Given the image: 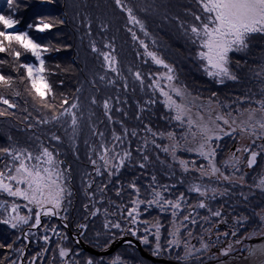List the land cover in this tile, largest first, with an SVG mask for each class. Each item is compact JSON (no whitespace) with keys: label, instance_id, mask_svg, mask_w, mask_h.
<instances>
[{"label":"trees","instance_id":"obj_1","mask_svg":"<svg viewBox=\"0 0 264 264\" xmlns=\"http://www.w3.org/2000/svg\"><path fill=\"white\" fill-rule=\"evenodd\" d=\"M121 2L127 8L132 9L133 15L143 24L144 31L147 33L149 39L145 38L139 31L137 32L135 30L136 32H131V27L125 16L127 12L117 7L115 0H51V2H48V0H15L13 5L15 9L14 18L20 21V24L17 26L19 29L28 30L27 24L36 23L40 19L53 25L51 29L43 33H37L34 30L28 31L31 36L36 38L38 43L48 49V51L43 52L44 76L52 88V94L48 95L46 99L50 104L54 105V107L49 108L43 106V103L32 89L24 68L20 67L21 64H27L33 60L30 53L25 52L17 45H13V48L20 51L21 55L19 60H16V58L9 53H0V59L7 61L6 64L0 65V75L11 77L10 85L6 86L0 84V96L7 99L9 104L14 105L11 109L0 100V112L5 113L4 115H0V148L10 147L6 146L9 140L7 141L5 137L7 134L10 135V130L14 131L13 133L16 134L22 130V127H27V123H35L39 118L44 120V114L49 116L54 115L55 112L59 114L63 107H70L72 103H77L78 106L81 107L80 109H85L86 93L92 94L94 98L97 94L95 98L97 100L96 104L103 108L104 102L101 99L98 100V95L101 93V85H103L102 83L104 80L107 81L112 77L114 89L117 88L118 90L119 87L122 93L121 97L123 98L124 104L121 106L127 104V107L119 112V116L114 115L115 107H112L110 111L108 110V114L112 113L110 116L111 120L106 118L107 115H105L104 111H98L101 122L106 121L105 125L110 127H108V130L112 132L113 124L115 126L120 125L124 128L123 131L128 133V139H125V142H127L130 137L134 138L133 142L129 140L135 155L134 167H129V165L124 168L123 171L120 170L116 172V177L111 179V187L114 188V190H106V192L100 190L99 192L101 196L104 195L107 198L109 192V199L115 201L111 204L117 207L116 211L118 214L114 210V216H111L109 212H106L104 216L105 208L101 209L103 214L97 216V219H95L94 216L91 218L93 205L94 207L99 206L103 208V206H105V201L108 203V200H105L106 197L103 198L104 203H98L95 199L98 195L95 194L92 196L94 197V201H90L88 198L89 204L87 203V205L84 206L88 208V212H85V209L81 207V203L79 206L76 199L70 205L71 210L69 214L72 218L75 221L77 218L80 219V223L78 224L82 225V223H84L86 226L85 229L88 233H85L88 234V243L84 242L96 250L107 246L114 238L120 235L123 225L117 222V219L130 222L133 226L131 217L128 215V209L133 206V201L136 200V196H138V199H142V201H149L152 195L151 191L153 190L154 192L155 187H160L159 184H161L163 178H159L160 176L153 170L152 163L156 160V157H154L155 147L153 145L159 143L162 147L164 145L166 146L164 150H168L167 143L172 140V136L170 135L172 131H176L177 128L181 129L180 127H182L183 130L189 129L186 118H183L182 121H177L174 118L176 116L175 109L166 107L163 96L158 92L159 90L153 86V80L158 79L162 88H166V84H175L192 100L201 102L204 106L206 103H209L208 105L215 107L220 115L224 116L231 113L230 108L232 107L237 110L253 109L259 107L258 101L264 100V70H257V67H255L257 63H253L255 62L254 59L255 55H257V50L261 54H264V34H251L247 38V47L245 48V56H243V58H238L234 55L229 56L228 66L232 68L233 72L231 73L236 79H231V81L225 85H220L216 81L206 77L201 69L197 67L202 62L197 56L199 51L198 44L191 41H184L182 38L183 36L181 38L177 36V34L179 35V33L184 32V30H189L192 25H197V22L194 23V18L185 20L186 27L184 28V21L179 22V15L185 16L188 14L192 16L193 9L189 12L182 0H169V2H162L161 0H150V2L146 0H121ZM194 3L197 4V0H195ZM168 4L170 5L168 6ZM156 10L168 14L167 19L164 18V20L156 21L155 15L158 13ZM0 11L5 14H12V11L8 7L7 0H0ZM162 12L159 13L164 17ZM179 24L182 26L180 27ZM133 33H135L138 41L133 40ZM140 41L144 42L149 52L155 54L156 52L159 53L160 57L163 58L160 59L173 69L171 75L174 78L172 81L166 79V76L169 75L168 70L162 65L154 63L151 57L148 56L147 61H139L141 53H143L145 57L147 56L145 48L141 46ZM93 45H95L98 51L93 52ZM105 45H109V47H105ZM104 52L115 57V68L117 71H112L111 69L106 70L104 68L106 67V62L101 55V53ZM238 60H243V63L241 61L242 64L239 63L236 67L235 63H237ZM94 64L100 65L101 69L104 68L106 70L105 72H99V69L97 72L102 73L103 75H100L106 76L108 79H100L96 83L90 80L84 67L88 66L89 72V68ZM250 65L254 66L251 67ZM144 67L147 68V70L143 75L142 69ZM254 67L255 70L249 69H254ZM137 72L141 74V80L136 79L135 73ZM147 73H149V75ZM132 77L133 79L131 80ZM135 83H140L141 86L137 88ZM77 89H79V91H77ZM80 92L84 94L81 104H79V95H82L79 94ZM134 92L145 95L146 99H149V97L151 99L153 98V106L147 104L148 107H150L148 112H141L137 115L135 106L140 100V94L137 96ZM16 93H19V95H16ZM64 97H67L69 103L62 106L61 100ZM108 102L110 103V101ZM151 107H159V110H152ZM203 108L206 111L207 107ZM210 110L211 109H208V112ZM131 112L134 113L132 117H130ZM235 113L236 112H234V114ZM162 122H165V127L162 126ZM224 128L226 129V127ZM44 133H46V131ZM37 134L39 133L34 131V135ZM117 135H120L119 131ZM120 136H122V134ZM110 137L112 138L110 139L112 146L116 147L119 141L116 142L111 133ZM16 146L18 145L16 144ZM122 147H124V145H122ZM197 147L198 146H195V150H197ZM219 148L225 149L226 146L221 144L216 146L215 152L217 156L219 154ZM91 149V156L88 158V167L91 168L90 174L91 178H93V176L97 174V169H101L96 165L99 163L98 156L102 152L99 151L98 153L95 151L96 149ZM13 151H15V149ZM225 154L226 153L221 152V155L225 156ZM189 156L190 155L185 154V152H179V154L175 153L171 157L165 156L162 161H164V163L166 162V164L162 162L161 165L157 166L162 172H166L165 168L169 165L170 168H172L173 175L171 171L169 173L172 179H176L174 176L177 174H188L187 172L189 171L185 170V160L182 166L180 159H187ZM145 157H147V159H145ZM191 157L192 156H190V158ZM8 159H10L8 155L0 153V172L4 174L8 171ZM93 160L96 161L95 165L92 163ZM138 160H140L141 164H148V166L140 168ZM135 164L137 166H135ZM183 177L187 178L186 176ZM180 178L182 177L179 176L178 179ZM193 179L194 178H188L189 181H195V179ZM180 182H182V179ZM132 184H135L136 189H138V195L136 190L130 187ZM150 188L152 190H150ZM118 190L120 192L119 195H117ZM1 197L0 193V198ZM9 203L12 204V202L9 201L6 203L4 202V205L8 208L12 207ZM20 203L23 202L21 201ZM117 203H120L121 206L117 205ZM2 204L3 203L0 204V209ZM147 207L150 206H146L145 208ZM75 208H77V214L75 213ZM21 209L23 210V208ZM107 211H109V209ZM32 213L33 212L28 213L24 211L23 214L31 217ZM60 216H62V213ZM102 216L106 219L102 218ZM1 220L0 218V244H3L4 247L0 248V264H12L17 255V252L14 253L17 249L13 242L19 236L22 226L20 227L19 225L16 228H10L8 224H2ZM15 222L14 220L12 223ZM28 223H31V221ZM106 223L109 224V228H105ZM115 223H119L121 227L119 229L111 227V225ZM105 241L108 242L104 244ZM8 244H11L12 247L8 248ZM37 249V247L29 248L28 251L30 254H35L38 252ZM118 251L122 255L125 249L122 248L121 251ZM133 253L136 255L134 251ZM136 257L139 259V262L143 261V259H140L137 255ZM103 262L104 260L99 264H104ZM142 264L149 263L143 261Z\"/></svg>","mask_w":264,"mask_h":264},{"label":"rangeland","instance_id":"obj_2","mask_svg":"<svg viewBox=\"0 0 264 264\" xmlns=\"http://www.w3.org/2000/svg\"><path fill=\"white\" fill-rule=\"evenodd\" d=\"M150 2V0H146ZM162 2H169V0H161ZM183 4L187 6V9L189 12L193 9L192 13L193 15H179V22L184 21V27L185 26V20H190L191 18H194V23L197 22V26H199L200 22H198L195 17L197 15H200L201 17L204 16V13L200 7V5L197 3H194L195 0H182ZM170 4H168L169 6ZM179 9V8H178ZM155 15V20H164V18L167 19L168 14H164L162 11H158ZM162 12L164 14V17L160 13ZM184 13V12H181ZM126 18L128 21V24L131 27V32H141L142 35L149 39L147 35H145V31L141 30L140 26L138 24L134 23H129L128 20V14L126 13ZM178 24V22H177ZM180 25V24H179ZM182 25H180L181 27ZM188 29V28H187ZM136 30V31H135ZM253 35H261V33H255ZM178 38L184 39V41H191V32L189 30H184V32L177 34ZM139 37V36H138ZM135 41H138L137 37ZM153 42L152 40H150ZM257 55H255V59L253 63H257V70H264V54H261L258 50L256 51ZM30 53V52H29ZM139 56V61H147L148 56L145 57L143 53L140 54ZM156 55L159 58L160 57L159 53L156 52ZM230 55L237 56L238 58L245 56V49L239 50V51H233L229 53ZM30 56L33 58V60L30 63L36 68L40 67V63L32 54L30 53ZM41 59H43V53L41 55ZM163 59V58H162ZM44 60V59H43ZM243 63V60H238L236 64V67L239 65V63ZM102 63V62H101ZM100 63V65H101ZM241 63V64H242ZM100 65H91L89 68L88 72V66L84 67L86 69V73L88 74V77H90V80L95 81V83L101 79V77L106 78V76H101L97 71L100 69L99 72H105L106 70H109L110 68L106 64V67L102 68ZM253 67L254 65H250ZM44 67V65H43ZM198 68L201 69L203 74L207 76L206 72L204 71V62H201ZM229 67V66H228ZM253 68H249L250 70H255ZM241 68V67H240ZM230 72L232 71V68L229 67ZM147 70V68L142 69V74L144 75V72ZM26 77L27 72L24 69ZM149 75V73H147ZM103 75V74H102ZM41 76H43L44 80L47 82L44 72L41 73ZM142 78V76H141ZM210 78V77H208ZM103 79V80H104ZM133 77L131 78V80ZM214 81H216L220 85H225L226 83L230 82L231 79H223V82H218L216 78H210ZM29 80V79H28ZM135 81V80H134ZM30 85L31 82L29 81ZM48 83V82H47ZM49 84V83H48ZM101 85V90H100V95H98V100H102L103 102L110 101L109 105V111L112 110V107H115V116H119V112L123 108L127 107V104L124 106H121L123 103V98L121 97L122 93L117 88L114 89L113 84H112V77L109 78L107 81L104 80V82ZM136 87L138 88L141 86L139 83H135ZM143 85V84H142ZM166 88L164 87L165 91H168L169 94L172 96L174 100H176L179 103H183L187 105L191 109V116L193 119L196 118L197 113H199L201 116L204 118L205 123H210L209 117L211 116L212 119H214V115L220 114L219 111L211 106L208 105L209 103H206L204 106L203 103L201 102H196L192 100L188 95H184L183 98L176 96L175 92L172 91V88H178L175 84H166ZM32 87V86H31ZM144 88V86H143ZM179 89V88H178ZM160 92V91H158ZM135 95H139L138 93L134 92ZM79 94V104L82 103L84 94L80 92ZM86 106L85 109H80L81 107H78L75 109V114L77 116V126L75 130V134H73V129L71 127V117H61L58 120H53L52 116H49L47 114H44L42 118H39L35 121V123H27V127H22V130L18 133H13L14 131H9L10 135L7 134L6 140L8 141L6 146H10L9 149H15L13 152H22L25 156L28 153H31L33 157L38 156L41 154L44 148H47L50 152L53 153L55 166L58 171L63 173V186L65 188L64 192V198L62 200V206L60 209L56 210L57 214H54L59 220H56L52 215H44L43 210H41V223L37 227H35L34 230H29V228L32 227V225L35 223V214H36V206L34 204H30L27 200L23 199L22 197H14L10 196L6 191L0 190L1 193V198L0 202L3 203L1 205L2 211H0V218L1 223L3 224V221L9 220L10 223H5L8 224L11 228V223L14 222L13 217L15 216H23L28 218V222L31 221V223H26V224H19L20 227L22 226L20 230L19 236L14 240L13 244H15V247L17 249V255L12 264H20V257L23 255V263L21 264H87V261L91 259L94 261V264H99L100 262L104 260V264H124L131 262L130 258L122 257V255L119 253L118 250L121 251V247L118 246L116 249L113 250L112 253L106 255V256H95L92 255L91 253L85 252L84 250H81L80 248L77 247V245L74 243L73 238L71 237L72 235L77 234L80 238V240L88 246V232L86 231L85 227H80V219H76V221L72 218V216L69 214L70 213V205L71 203L76 199L79 203V206L81 205L82 208L85 209V212H88V208L84 207L87 205L88 198L90 201H94V197H92L94 194L98 195V197H95L96 201L98 203L103 202V198L106 196H101L99 193L100 190L105 191L106 190H114V188L111 187V179L116 177V172L114 169H112V164H115L119 160V156H122L125 151L130 152V157H128L123 166L120 167L119 171H123L124 168L127 166L129 167H134V159L135 155L132 151V148L130 146L129 140L131 142L134 141V138H129L127 142H125V139H128V133L126 131H123V127L120 125H114L113 124V130L112 132L108 130L107 125H105V122H101L99 119V113L98 111H104V107L101 108L97 103V100L95 99L97 97V94L95 95L96 97H92V94L86 93ZM95 99L96 103L93 104L92 101ZM139 101L137 102V105L135 106V109L137 111V115L140 114L141 112H148V107L147 104L153 106V98L151 99H146L145 95H139ZM164 103H166V98L163 96ZM125 101V100H124ZM188 101V103H187ZM191 102V103H189ZM209 102V101H208ZM212 104V103H211ZM7 105V104H6ZM88 105V106H87ZM213 105V104H212ZM203 107H207L206 111ZM256 107V106H254ZM12 109V107H10ZM104 109V110H102ZM152 110L158 111L159 107H151ZM208 109H211L208 112ZM252 109V108H251ZM256 110V115L255 119H260L264 117V113L259 111V107L253 108ZM248 110H240V109H234L233 107L230 108V113L231 115H227V117L232 120L235 119L237 121V124L240 123V121H246L248 119ZM154 111V112H155ZM234 112H236L234 114ZM216 113V114H215ZM133 112H131L130 117L133 116ZM54 115H59L58 112H55ZM112 113L108 114L106 116L107 119H109V116H111ZM136 115V117H137ZM226 116V115H225ZM41 117V116H40ZM184 118L187 119V116ZM44 121H48L45 123ZM162 126L165 127V122H162ZM188 126V125H187ZM222 127H226L225 130L230 131L229 127L227 125H221ZM3 127V126H2ZM120 127V130H119ZM235 127V126H233ZM5 128V127H4ZM59 128V129H57ZM110 128V127H109ZM181 129H176V131H172L171 136L172 140L171 142L167 143L168 146V153L167 151L164 150L165 145L162 147L159 143L154 144V157H156V160L152 163L153 165V170L157 175H159V178H163V181L161 182L159 188H154V190H169V195L165 193H160L161 195V201L160 203L163 204L164 200H169L172 202H176L178 198L181 196L183 199L180 201V207L178 209H172L168 205H164V207H160L156 204L149 205L148 200L142 201V199H138V196H136V200H139L141 203L139 204L137 208V212L134 213L136 215V222L134 223V226L129 227V231L132 232L134 231V227L136 226V223L140 224L144 229L141 228V233H139V228L140 225L138 226L136 234H139L142 238H147V243H139L142 251L149 255L150 257L156 259V260H162V262H151L148 259H145L144 257L141 256L140 259H143V261L147 260L149 264H178L176 262L177 260H186L187 261V256L185 255L183 247L186 246V242H180L178 239H173V241H178L179 243H172L170 244V241H164L161 240V236L164 235L163 232L159 230V239L157 240V233H151L150 231V226L149 229L147 228L148 221L151 219H165L167 214L168 217H173L172 220H178L179 223L175 224L179 230H182L181 228L183 227L184 223V217L189 216L190 219H200L204 217H209L208 215H205L203 212H212V211H219L221 213L220 216L218 217H225L228 213V207L226 205H231L234 201V199L238 198V195H232L230 190H253L252 192L248 191L252 195L247 197L246 194L243 195V199L247 201V199L250 201L252 198L254 199L252 202H249L250 204L248 205V208L246 209L243 207H234L232 210L230 209L231 214L233 215V219L235 218L236 214L241 213V220L244 221L245 223H250L252 224V228L255 226V231L252 234L251 232L245 233L248 238L254 237L251 241H249V248L247 253H238L235 254L233 257H244L249 260V264H256L257 262L259 263L260 259H262L264 255V137H260L258 134L256 136H249L247 134H243L239 131V128L237 127V130L232 134L228 136H223L222 139L219 141H212L211 146L214 149L218 145H225L226 148L220 149L219 148V154L214 157V164L216 168L219 169V172L213 174L211 171V167L209 166L208 160L204 159L197 150H195V146H198L197 149L199 148L200 143L202 142L201 137L199 133L197 132V135L195 138L192 136L193 131H197L195 128H193L191 131L188 130H183L182 127ZM189 128V127H188ZM186 129V128H185ZM31 130V131H30ZM121 137L119 142L117 143V146H112L110 139V133L113 135H117L118 131ZM34 131L36 133H39L37 135H34ZM46 131V133H44ZM110 131V132H109ZM27 132V134H26ZM117 132V133H116ZM100 133H103V136L100 135ZM53 136L59 137V140L53 139ZM118 136V135H117ZM95 137V138H94ZM12 140V141H11ZM162 141V140H158ZM117 142V141H116ZM219 142V143H218ZM68 143V145H67ZM16 144L19 146H16ZM101 144L106 145L109 149H115L113 153L110 154L109 156V165L107 166L109 170L113 172V174L110 176L109 172L105 170V164L104 161L101 160L98 156V165L100 169V174H95L93 178H91V168L88 167V158L91 156V151L93 149H96L95 151L99 153L102 152ZM124 145V147H122ZM236 145V146H235ZM235 147L243 149L244 147H248L251 151H255L258 153V158L256 164H254L251 168H248V165L245 164V157H246V152L240 151V152H235L231 151L232 148ZM235 149V150H236ZM221 150V151H220ZM179 152H182L185 154H188L192 156L190 158H182L180 161L185 160V165L186 168L185 170H188V174L185 175H175L174 177L176 179H172L170 175V171L172 172V168H170L169 165L166 166V172H162L160 168L157 165L166 164L164 161H162L163 157L169 156L171 157L173 154H179ZM221 152L226 153L225 156L221 155ZM235 152L236 158L238 159V163L235 161L231 160L232 153ZM118 154V155H117ZM112 156H115L116 159H112ZM10 159H8L9 163L7 164L8 171L6 174H4L3 180L5 184H10L13 189L16 187H25L24 185H17L15 181H11L8 179V176L11 175H16L15 173V167L18 166L19 161H14L12 158L9 156ZM35 161L28 162L29 165L31 166V163H34ZM138 163H140V160H138ZM155 164V166H154ZM141 165V163H140ZM237 165V166H236ZM47 166V165H45ZM135 166H137L135 164ZM144 166H148V164H144ZM140 167V166H139ZM142 168V167H140ZM188 168V169H187ZM234 168V169H233ZM90 169V170H89ZM10 170V171H9ZM164 170V169H163ZM154 173V174H155ZM169 174V175H168ZM162 175V176H161ZM173 175V172H172ZM181 176L182 178L178 179V177ZM183 176H186L187 178H184ZM224 177H228V179H225ZM188 178H194L195 181H189ZM182 179V182L180 180ZM193 179V180H194ZM104 183V184H103ZM103 184V186H102ZM110 185V186H109ZM237 185V186H234ZM102 186V188H101ZM109 186V188H108ZM101 188V189H100ZM198 188L199 191H195L193 189ZM146 190V189H145ZM150 190H152L150 188ZM152 195L149 198V201H152L155 199V192L153 190L151 191ZM120 193V192H119ZM139 194V193H138ZM5 195V196H3ZM108 198L106 197L105 200H108V203L105 201L103 208H100L99 206H92L91 213L95 212L96 215H91L94 216L95 219H97V216L100 214H103L101 209H105L104 211V216L106 212L110 213L111 216H114L115 212L117 213V207L115 205H112L115 201L113 199H109V192H108ZM11 201L12 204H10L12 207H7L4 205V202H9ZM23 203H20V202ZM204 203L205 207L202 208L201 210L198 205L200 203ZM0 203V204H1ZM81 203V204H80ZM112 203V204H111ZM117 205L121 206L120 203H117ZM224 205V206H222ZM16 207V212L12 211L13 207ZM146 206H150L145 208ZM46 207H51L50 205H46ZM134 207V205L132 206ZM131 207V208H132ZM23 208V210L21 209ZM115 208V209H113ZM151 208V210H150ZM109 209V211H107ZM115 210V212H114ZM150 210V212H149ZM193 211V214L188 213L190 211ZM254 210V211H253ZM24 211L26 212H33L31 217H28L27 215H24ZM175 211V216H173V212ZM191 211V212H192ZM62 213V216H60ZM75 213L77 214V208H75ZM79 213V212H78ZM68 214V215H67ZM118 214V213H117ZM205 216H203V215ZM108 215V214H107ZM104 216L102 218L106 219ZM86 218V217H84ZM167 218V219H171ZM103 219V220H104ZM145 219V220H144ZM83 220V219H82ZM120 219H117V221ZM144 220V223H141V221ZM62 223H61V222ZM76 223V224H75ZM113 223V222H111ZM130 223V222H129ZM96 224V223H95ZM73 225V227H72ZM82 225H85L82 223ZM182 225V226H181ZM33 228V227H32ZM55 229V232H53L52 229ZM125 228V227H124ZM123 229V228H122ZM183 229H187L184 227ZM147 230V231H146ZM172 231V234H180V231ZM87 232V233H85ZM135 232V231H134ZM154 238H150V236H154ZM47 236L48 241L45 242L43 237ZM66 237V238H65ZM133 240V238H132ZM86 243H85V242ZM108 241H105L107 243ZM238 242V241H237ZM230 244V247H233L231 250H236L238 249V243ZM113 243V242H112ZM109 243L105 247H101V249L96 250L95 248H92L93 250L96 251H104L108 249V247L112 244ZM152 243V247H154V252H151L146 246H149V244ZM188 243V242H187ZM28 244V245H27ZM157 244H159V250L156 251L157 249ZM219 244V243H218ZM221 244V243H220ZM101 245V244H100ZM166 245V246H165ZM165 247L164 249H161V247ZM182 248H181V247ZM191 246V245H189ZM38 248L35 254H30L28 251L29 248ZM63 248L67 250V255L65 257L60 256V249ZM204 249V248H203ZM250 249L254 250L251 252L253 255H255V262H253L250 257ZM163 251L160 253V251ZM205 251H208L207 248L204 249ZM189 251H192V249ZM29 252V253H28ZM37 254V255H36ZM124 256V255H123ZM30 257V259H29ZM35 257V259H33ZM29 259V261H28ZM227 259V258H224ZM221 260V259H220ZM219 260V261H220ZM223 260V259H222ZM140 264H142V262Z\"/></svg>","mask_w":264,"mask_h":264},{"label":"snow or ice","instance_id":"obj_3","mask_svg":"<svg viewBox=\"0 0 264 264\" xmlns=\"http://www.w3.org/2000/svg\"><path fill=\"white\" fill-rule=\"evenodd\" d=\"M51 2V0H48ZM15 0H7L9 9L12 11V14H5L0 11V53H9L14 56L16 60L20 58V51H17L13 48V45H17L19 48H22L25 52H30L32 56L40 62V67L35 69L31 64H21L20 67L24 68L27 72L29 81L31 82L32 89L35 91L36 96L39 97L40 101L43 103L44 107H54L50 104L46 97L52 94L51 86L44 80L43 76L40 74L45 71L43 67L44 61L41 59L43 52L48 51L46 47H43L40 43L37 42L36 38L29 34L28 30H34L37 33H43L53 25L49 22H46L43 19L38 20L36 23L27 24L28 30L19 29L17 26L20 24V21L14 18L15 9L13 5ZM117 7L121 8L122 11H126L128 14L129 23L139 24L141 30H144L143 24L137 20L133 15L132 9L127 8L122 4L121 0H115ZM197 3L200 5L204 16L201 17L197 15L195 19L200 22L199 26L192 25L190 27L191 40L193 43L198 44L199 51L197 53L198 58L204 62V71L207 76L210 78H216L218 82H223V79H236V77L230 72L228 67L229 64V53L233 51L243 50L247 47V38L251 34L261 33L264 34V0H197ZM145 35L147 33L145 32ZM133 40L136 39L135 33L132 36ZM142 47L145 48V53L147 56L151 57L154 63L157 65H162L168 70L169 75L166 76L168 81L173 80L171 73L173 69L164 63L155 53L149 52L147 46L143 41H140ZM109 47V45H105ZM93 52L98 51L95 45L92 48ZM106 64L112 71H117L115 68V57L111 56L109 53H101ZM7 61L0 59V65L6 64ZM35 73V75H34ZM137 80H141V74L139 72L135 73ZM104 79V77H101ZM11 77H6L0 75V84L10 85ZM153 86L160 91V94L166 98V107L173 108L176 111V116L174 117L177 121H182V119L187 116V123L189 130L191 131L195 128L197 131L192 132L193 138L196 137L197 132L199 133L202 142L199 145L197 151L199 154L208 160L209 166L213 174L219 172V169L216 168L214 164L215 149L212 148V141H219L223 136L232 135L237 127L239 131L243 134L249 136H256L257 134L260 137H264V117L260 119H255L256 110H248V119L246 121H240L237 124L235 119L230 120L227 116L216 114L215 118L212 119L209 117L210 123H205L203 116L197 113L196 118L193 119L191 116V109L183 104L179 103L172 98L168 91H165L158 82V79L153 80ZM79 91V89H77ZM172 91L175 92L176 96L183 98L185 92L178 88H172ZM19 95V93H16ZM0 100L4 104H7L9 107H14V105L9 104L7 99H4L3 96H0ZM68 99L64 97L61 100V105H67ZM93 104L96 103L95 99L92 101ZM259 111L264 113V100L258 101ZM79 106L77 103H72L70 107H63L59 112V115H53V120H58L61 117H71V127L73 129V134H75L77 126V116L75 114V109ZM105 109V115H108V110L110 108L109 102L106 100L103 105ZM5 113L0 112V115ZM231 115V114H229ZM111 120V117L109 116ZM47 123L48 121H44ZM221 125H227L230 131L225 130ZM235 126V127H233ZM134 134V133H133ZM103 136V133H100ZM171 135V134H170ZM53 139L59 140V137L53 136ZM113 139L119 141L121 137L113 133ZM102 153L99 158L104 161L105 170L109 172L111 176L113 172L108 169L109 165V156L115 151V149H109L106 145L101 144ZM167 151V149H165ZM250 152L248 147L243 149L237 148L235 152ZM235 152L232 153L231 160L238 163ZM0 153L6 154L12 158L14 161H19L18 166L15 167L16 175H9L8 179L15 181L17 185H24L25 187H16L12 188L10 184H5L3 177L4 173L0 172V190L6 191L10 196L22 197L27 200L30 204L36 206L35 214V223L32 225L33 228L37 227L41 223V210H43L44 215L57 214L56 210L60 209L62 206V200L64 198L65 188L63 186V173L58 171L55 166V161L53 153L50 152L47 148H44L40 155L33 157L31 153H28L26 156L22 152H13L9 148H0ZM118 155V154H117ZM130 152L125 151L122 156H119L117 163L112 164V169L119 171L120 167L123 166L125 160L130 157ZM258 153L255 151L250 152V156L247 159L248 167H252L255 162ZM112 159H116L115 156H112ZM147 159V157H145ZM35 161L31 163V166L28 162ZM93 165L96 164V161H92ZM181 165H184V161L180 162ZM47 165V166H45ZM140 167H144L143 164ZM10 171V170H9ZM97 174H100V170L97 169ZM228 179V177H224ZM264 183V181H262ZM134 190H136L138 195V189H136L135 184L130 185ZM199 191L198 188L193 189ZM119 195V190L117 191ZM161 195L159 192L155 193V199L148 201L149 205L156 204L160 207L164 205L170 206L172 209H178L180 207V201L183 199L181 196L177 199L176 202L169 200H164L163 204L160 203ZM141 202L139 200H134V207L128 209V215L131 217L133 223L136 222L137 208ZM50 205L51 207H46ZM200 208H204L205 204L200 203L198 205ZM13 212H16V207L12 208ZM175 211L173 216H175ZM92 215H96L95 212ZM213 216H220L219 211L213 212ZM13 219L15 223H11L12 228H16L19 224L28 223V218L23 216H15ZM184 219L187 221L190 219L189 216H185ZM3 223H10L9 220L3 221ZM192 223H196L195 220H192ZM80 227H86L81 225ZM111 227L119 229L121 226L119 223L112 224ZM105 228H109V224H105ZM55 232V229H52ZM147 231V230H146ZM133 236L136 235V232H131ZM235 235V233H233ZM66 238V237H65ZM45 242L48 241V237H43ZM159 239V227H157V240ZM142 243H147V238H142ZM172 243H179L178 241H170ZM4 247L3 244H0V248ZM8 248H11L12 245L8 244ZM204 247H207L204 245ZM159 250V244H157L156 251ZM250 253L254 250L250 249ZM67 250L61 248L60 256L65 257L67 255ZM223 255H227V251L222 252ZM35 259V257L33 258ZM87 264H93V261L89 259ZM115 264V262H114Z\"/></svg>","mask_w":264,"mask_h":264},{"label":"flooded vegetation","instance_id":"obj_4","mask_svg":"<svg viewBox=\"0 0 264 264\" xmlns=\"http://www.w3.org/2000/svg\"><path fill=\"white\" fill-rule=\"evenodd\" d=\"M235 149L236 148L233 147L231 151H235ZM249 155H250V152H246V157H245L246 165H247V158ZM257 158H256V162H257ZM230 191L232 195L237 194L238 198L234 199L231 205H226L230 213L225 215V217L213 216L212 213L214 211L203 212L205 215H208L209 217L200 218L199 220L189 219L187 221L184 219L183 222L185 223L183 227L181 228L182 230H179V228L175 226V224H178L179 221L172 220L173 217L172 218L168 217V215H171V214H167L165 219H160V220L151 219L150 221H148L147 228L149 229V226H150L151 233H155V232L157 233V227H159V230L164 233V235L161 236L162 237L161 240L173 241L172 240L173 238L174 240L178 239L180 242L182 241L188 242V243L187 242L184 243L186 244L185 247L182 248L180 246L182 249H184L185 255L187 256L186 258L187 261L185 259L177 260L176 262H178V264H212V263L219 261L220 259L222 260L224 258H229L241 252L247 253L248 248L250 246L249 241H251L254 237L248 238L247 235H245V233L251 232L253 234L256 228L255 226L252 228L253 225L250 223H245L244 221H240L241 213L236 214L235 218L233 219V215L231 214L232 211H230V209L232 210L234 207H238V208L246 207L247 209L248 205L250 204L249 202H252L254 199L252 198L250 201L247 199L246 201L243 199L244 198L243 195L246 194L247 197H249L252 194L249 193L248 191L252 192L253 190H248V191L247 190H230ZM154 192L155 193L156 192L165 193L167 195L171 194L169 193V190H154ZM201 210L203 209L201 208ZM191 211L188 213L193 214L194 210L192 212ZM167 218H171V219H167ZM192 220H195L196 223H192ZM117 222L123 225V229L121 228L120 235L114 238L112 242L118 239H125L123 245L120 246L121 249L122 248L125 249V252L123 253L124 256L122 257L130 258L131 259L130 264H140L139 259L136 257V255L139 258H141V255L134 248V246L131 243V240L133 238L134 241L141 244V236L139 234H136L135 236L131 234L128 228L132 226V223L126 222L124 220H118ZM141 223H144L143 220L141 221ZM139 225L140 224L136 223L137 227H134L135 232L137 231L136 228H138ZM133 226H134V223H133ZM184 227H186L187 229L186 230L183 229ZM141 228L144 229L140 225V228L138 231L139 233H141ZM178 230L180 231L179 235L172 234V231H175L177 233ZM255 232H257V230ZM233 233H235V235H233ZM155 236L156 235L150 236V238H154ZM236 242L238 243V249L231 250L233 247H230V244L234 245ZM204 245H206L207 247H204ZM160 247L161 249L165 248L162 246ZM147 248L151 252H154V247H152V243H150L149 246H147ZM203 248L204 249L207 248L208 251H205ZM189 249L190 250L192 249V251H189ZM132 250L136 253V255L133 253ZM223 251H227V255H223L222 254ZM162 252L163 251L161 250L160 253ZM124 264H129V262L124 263Z\"/></svg>","mask_w":264,"mask_h":264},{"label":"water","instance_id":"obj_5","mask_svg":"<svg viewBox=\"0 0 264 264\" xmlns=\"http://www.w3.org/2000/svg\"><path fill=\"white\" fill-rule=\"evenodd\" d=\"M39 62V61H38ZM40 63V62H39ZM250 156V155H249ZM248 156V157H249ZM248 159V158H247ZM250 168V167H248ZM54 218L56 220H59L54 214H53ZM61 222V221H60ZM62 223V222H61ZM35 228H29V230H34ZM73 238V241L74 243L77 245L78 248H80L81 250H84L85 252H88V253H91L92 255H95V256H106L110 253L113 252L114 249H116L118 246H121L123 245L124 243V240L125 239H118L116 241H114L109 247L108 249L104 250V251H96V250H93L92 248H90L89 246L85 245L79 238V236L77 234L75 235H72L71 236ZM131 243L132 245L134 246V248L138 251V253L144 257L145 259H148L149 261L155 263V262H162V260H156L152 257H150L149 255H147L146 253H144L139 245L138 242L134 241V240H131ZM28 245V244H27ZM23 255L24 253L21 255L20 257V264L23 263L22 259H23ZM250 259L255 262V257H252L254 256L252 253H249L248 254ZM249 260L244 258V257H229L227 259H223V260H220V261H217L215 263H212V264H249ZM170 264H174V263H170ZM256 264H259L258 262Z\"/></svg>","mask_w":264,"mask_h":264},{"label":"bare ground","instance_id":"obj_6","mask_svg":"<svg viewBox=\"0 0 264 264\" xmlns=\"http://www.w3.org/2000/svg\"><path fill=\"white\" fill-rule=\"evenodd\" d=\"M33 67H34V66H33ZM34 68H35V69H38V68H36V67H34ZM34 75H35V73H34ZM40 75H41V74H40ZM252 257H255V255L252 256ZM259 264H264V255H263L262 259H260Z\"/></svg>","mask_w":264,"mask_h":264}]
</instances>
